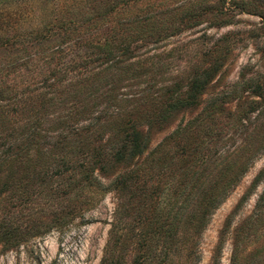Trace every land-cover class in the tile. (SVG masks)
I'll return each instance as SVG.
<instances>
[{"label":"rangeland","instance_id":"rangeland-1","mask_svg":"<svg viewBox=\"0 0 264 264\" xmlns=\"http://www.w3.org/2000/svg\"><path fill=\"white\" fill-rule=\"evenodd\" d=\"M1 35L15 40L0 46V156L37 117L47 136L0 200V232L19 230L0 234V264H144L147 246L167 249L163 264H264V0H0ZM44 78L42 103L25 85ZM137 116L143 153L89 184L76 165L107 147L104 119ZM192 123L198 149L181 150L170 135ZM197 153L207 160L180 189Z\"/></svg>","mask_w":264,"mask_h":264},{"label":"trees","instance_id":"trees-1","mask_svg":"<svg viewBox=\"0 0 264 264\" xmlns=\"http://www.w3.org/2000/svg\"><path fill=\"white\" fill-rule=\"evenodd\" d=\"M14 37V36H13ZM12 36L9 35H1L0 36V46H8L9 44L13 43L12 41ZM102 53L106 57H111L112 56V49L110 48L109 44H105L100 47ZM41 80V81H40ZM194 82L192 86H194ZM25 87L29 88V91H32L35 93V96L41 99V102L44 103L46 101V96L48 94V89L46 87H49L46 84V80L44 79H39L34 80L33 82L25 85ZM24 88H20V90L16 91L15 94L17 93H22ZM5 90L3 87L0 86V100L4 99L5 97ZM16 94V95H17ZM15 95V98H16ZM196 98V95L193 94H188L187 97H185L182 100L176 99L171 102L170 107L166 108L164 111H158L151 116L149 115L146 124L150 127V125L153 122H162L169 117L171 112L174 110L175 106H177L180 103H194V100ZM85 112L84 109L80 110L77 113ZM209 113H207L208 115ZM111 118V117H110ZM138 118V116H137ZM128 118L122 123H117V120L114 119H104L107 123L106 124L110 130H111V135H110V140H108V144L106 148H93L92 152L89 153H83L84 159L80 160L77 162V167H79L83 173V178L87 180V182L91 185H102L104 186L102 180L99 178V176L95 173V169L98 168L101 171H104L105 169L112 168L116 164L127 162L130 159H133L136 156H139L143 153L144 149L148 145V136L147 132H144L143 125L144 123H140L139 118ZM21 131L23 133V143L19 146H16L13 148V143H10L6 146V148H3V151L1 149L2 156H0V200H2V195L5 193L7 190H13V189H19L22 187L21 185L23 184V178L21 176H17V178L20 179L19 184L16 183V181L13 180L14 175L17 173L18 166L20 164V159L23 157L27 158H32L31 155V150L34 149L35 153L40 155L41 148L39 147V139L40 138H46L45 132H43L42 127H41V122L39 121L38 117L35 118L32 122V125H23L21 127ZM201 129H198L197 126H195L193 123L191 125L182 127L179 129L177 127L170 135L171 138H175L177 136L184 137L186 140L177 143L176 147L181 150H185V148H191L190 146L192 145V141L187 140L189 138H186L184 135H193L192 133L195 132H200ZM209 130L206 129L202 131L203 134H209ZM174 139V140H175ZM162 145V144H161ZM160 145V146H161ZM177 148L174 149V153H176ZM16 149V150H15ZM197 151L198 149V143L194 144V146L191 148V150ZM15 150V151H14ZM85 152V151H82ZM86 156V157H85ZM167 154L165 153V156L163 157H158L160 162H164L168 157H166ZM173 155L170 156V159L172 158ZM208 155L204 157V153H197L196 158L192 161L193 163L189 165L188 169L184 171L183 175L184 177L180 179V184H177V186L182 189L183 187L186 186L184 183V178L188 174H194L196 173L197 169H194L195 166H200L203 165L204 162L207 160ZM62 160L61 165L64 166V164H74V161L71 160L70 158H67L65 160V155L60 158ZM152 161V160H151ZM65 162V163H64ZM69 164V166H70ZM163 164V163H161ZM75 165V164H74ZM26 166V165H25ZM24 166V167H25ZM68 166V165H67ZM165 167L167 165H164ZM23 167V168H24ZM27 168V166H26ZM48 168V167H47ZM60 168V167H58ZM137 169L135 170V167L132 169H129L128 173L121 172L119 174H116L114 178L110 181L108 185L111 183H116V184H121L122 187L127 186V181L128 179H132L133 176L138 177ZM26 170H23V173H25ZM28 172V171H27ZM130 173V174H129ZM16 180V179H15ZM196 181H198V177L196 178ZM180 193L182 194V191L180 190ZM189 198L188 195H186L185 199L187 200ZM184 199V201H186ZM214 200V199H213ZM219 200H215V205H217L220 202ZM112 233L114 235L117 233V226L116 224L112 223ZM18 226L17 225H12L10 224L9 221H5L4 224L1 226V232L3 238L7 239L11 236H15V234L18 232ZM166 245L165 243H163ZM144 247H145V242H144ZM156 247L154 246H147L144 249V264H163L165 262V259L167 257L168 251L165 249V251H162V253H157L154 251ZM159 257V258H158ZM158 258V259H157ZM157 260V261H156ZM196 261V260H195ZM111 261L108 260L106 264H111Z\"/></svg>","mask_w":264,"mask_h":264}]
</instances>
